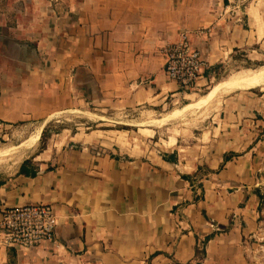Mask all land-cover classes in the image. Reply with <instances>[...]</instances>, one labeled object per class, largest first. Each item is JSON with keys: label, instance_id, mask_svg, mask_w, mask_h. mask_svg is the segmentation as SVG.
Listing matches in <instances>:
<instances>
[{"label": "crops", "instance_id": "obj_1", "mask_svg": "<svg viewBox=\"0 0 264 264\" xmlns=\"http://www.w3.org/2000/svg\"><path fill=\"white\" fill-rule=\"evenodd\" d=\"M232 1L0 0V137L81 103L99 119L159 114L186 94L160 51L181 30L206 61L195 88L240 50L264 66V0L244 11H230ZM234 88L187 142L137 149L76 131L23 156L0 178V212L51 203L55 237L0 243V264H250L264 193V80Z\"/></svg>", "mask_w": 264, "mask_h": 264}, {"label": "rangeland", "instance_id": "obj_2", "mask_svg": "<svg viewBox=\"0 0 264 264\" xmlns=\"http://www.w3.org/2000/svg\"><path fill=\"white\" fill-rule=\"evenodd\" d=\"M246 4L247 0L232 1L230 11H244ZM242 23L245 28L250 27L246 20H242ZM244 53L243 50L238 51L236 55L239 60L226 70L217 73L210 81L187 90L183 98L159 108L160 113L157 115L150 116L137 110L125 115L109 110L103 119H99L98 109H92V105L81 103L73 106L72 110L63 111L49 118L50 120L45 121L43 125L41 122L19 123L8 138L0 137V149L7 148L5 153L0 154V178L14 171L23 156L62 138L65 133L90 132L89 137L94 136L95 140L103 139L108 142L116 140L127 146L134 145L137 149L147 145L166 147L176 138L185 141L190 137L191 130H196L209 114L207 109L217 107L216 100H219L220 92L225 90L220 89L208 100L206 94L213 85L224 81L241 69L263 67L257 65L261 60L246 59ZM199 99L201 100L196 103ZM262 198V210L258 213L257 225L249 236V245H247L250 264H264V193Z\"/></svg>", "mask_w": 264, "mask_h": 264}, {"label": "built area", "instance_id": "obj_3", "mask_svg": "<svg viewBox=\"0 0 264 264\" xmlns=\"http://www.w3.org/2000/svg\"><path fill=\"white\" fill-rule=\"evenodd\" d=\"M199 32L208 35V27H201ZM160 51L164 56V72L176 82L177 90L185 93L195 88L206 61L200 50L191 45L188 31L181 30L179 37L163 44ZM56 224L57 215L51 203L26 202L5 206L0 212V243L29 247L46 239L53 240Z\"/></svg>", "mask_w": 264, "mask_h": 264}, {"label": "bare ground", "instance_id": "obj_4", "mask_svg": "<svg viewBox=\"0 0 264 264\" xmlns=\"http://www.w3.org/2000/svg\"><path fill=\"white\" fill-rule=\"evenodd\" d=\"M262 71H263V73H262ZM263 80H264V66L263 67H259L258 69L244 68V69H241V70L237 71L235 74L231 75L230 77L226 78L224 81H221V82L213 85L211 90L206 94V96H207V98H209V97L213 96L220 89L229 90V89H232L234 87H243V88L246 87L247 88V87L258 86L259 84H261L263 82ZM234 89H237V88H234ZM210 99L211 98H209L208 100H210ZM200 100L201 99H199L196 103H198ZM172 113L173 112L171 111V114ZM8 150H9V148H8ZM6 151H7V148L0 149V154L5 153Z\"/></svg>", "mask_w": 264, "mask_h": 264}, {"label": "trees", "instance_id": "obj_5", "mask_svg": "<svg viewBox=\"0 0 264 264\" xmlns=\"http://www.w3.org/2000/svg\"><path fill=\"white\" fill-rule=\"evenodd\" d=\"M42 132H43V131H42ZM25 164H27V160H25V163H23V164L21 165L20 170H25V169H27ZM1 182H2V180H0V183H1ZM211 235H212V233L206 235L205 240H207ZM203 242H204V241H202L201 248H200L199 246L196 247V252H197V253H201V252L203 253Z\"/></svg>", "mask_w": 264, "mask_h": 264}]
</instances>
